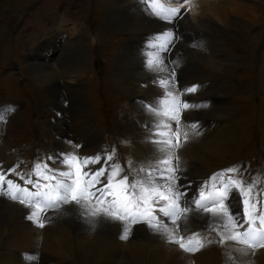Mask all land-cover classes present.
<instances>
[{"label":"rangeland","instance_id":"1","mask_svg":"<svg viewBox=\"0 0 264 264\" xmlns=\"http://www.w3.org/2000/svg\"><path fill=\"white\" fill-rule=\"evenodd\" d=\"M217 1L224 3L228 0ZM164 2L170 7L177 6V3H169L168 0ZM209 2L215 3L216 0H187L183 3L181 12L191 21L190 13L194 5L198 4L205 11ZM234 2L240 5L244 15L236 20L232 16L227 18L230 23L226 27L211 31L207 36L203 35L202 31L197 32V27L190 24L194 21L187 23L185 25L187 32L192 30L190 41L188 33L181 31L180 39L167 54L170 55L174 51L175 55L180 56L183 49L192 45V54L195 53L193 58L194 56L199 59L207 58L208 62L213 64L206 67L208 69L206 71L216 81L214 88L221 87L217 90L219 96H213L230 103L229 106L234 109V113H228V121L232 123L233 129L239 130L236 131L239 136L237 134L236 145L225 150L222 155L207 156L210 159L209 167L217 170L236 167L239 169V176L245 174L246 180L250 179L249 181L255 183L258 189H262L264 181L260 180L258 175H264V87L259 79V66L261 63L264 64V0ZM122 5L123 1L117 3V0H0V108L8 105L17 106L14 109L17 115H13L11 121L4 120L0 115L2 123L0 149L4 152L0 154L2 158L0 162L11 160V168L16 167L18 170L23 164H30L32 167L33 160L43 159L47 149L52 147L51 141L44 134L48 118L46 111L51 107L48 102L53 101L57 104L56 100L48 95V90L59 89L63 96L68 94L71 98H80L79 79L85 82V92L93 113L91 114L93 125L105 141H110V150L116 149V155H124L122 149L129 148L130 139L126 135V126L123 122L127 121L126 118L132 120L130 114L132 111L131 107L130 109L127 107L130 98L122 95L126 94V91L123 87L115 85L112 80V68L118 54L124 52L127 45L133 46L136 43L134 36L140 38L141 34L151 32L152 29L139 34L129 32L126 26L116 22L115 18L120 16L116 15L115 8ZM250 8L255 9L254 15L249 13ZM139 12L149 18L141 9ZM154 19L159 20L155 17ZM206 22L208 27L212 23L216 24L212 18ZM248 28L250 33L248 31L244 35L241 30L245 32ZM196 33H199L200 41L206 39L207 46L199 43L201 47H193ZM68 39H77L75 41L77 44L80 43L83 52L82 67L77 74L70 71L68 61H62L69 45L66 42ZM55 40H58V43ZM146 40L147 38L144 39L146 43L149 42ZM54 46L56 50L51 51ZM39 48L41 60L40 57L36 58V51ZM210 49L214 51L215 57L208 53ZM226 55L231 59L238 58V61L233 60L230 72L227 71L229 63L224 62ZM33 64H38L42 69L47 68L51 74L50 81L39 82L33 77L34 72H31ZM262 73L264 74V71ZM194 74L192 63L191 70L186 73L189 77L186 79V85L192 84ZM225 83L227 86H224ZM209 84L210 81L202 85L201 89L214 86ZM208 90L210 89L203 90L201 96L205 97ZM209 93L213 94L212 89ZM194 100L199 98L189 102L192 104ZM206 101L208 100L202 102ZM67 103L66 101V105ZM76 110H79V105ZM6 114L10 115L9 112H5ZM194 121L205 124L200 130L202 135L224 123L223 120L198 118ZM74 122L78 125L76 119ZM229 146L230 144L226 145V148ZM2 165L4 164L0 163V166ZM185 177L186 181L189 180L188 176ZM50 221L57 224L55 219ZM73 259V264H82L78 257L73 256Z\"/></svg>","mask_w":264,"mask_h":264},{"label":"bare ground","instance_id":"2","mask_svg":"<svg viewBox=\"0 0 264 264\" xmlns=\"http://www.w3.org/2000/svg\"><path fill=\"white\" fill-rule=\"evenodd\" d=\"M120 1H123V5L115 8L116 15L120 16L115 18L116 22L126 26L129 32L139 34L152 29L151 32L141 34L140 38L134 36L133 39L136 43L133 46L127 45L124 52L118 54L114 61L115 65L112 68V80L115 85L123 87L126 91V94L120 93L130 98V104L127 107L129 109L131 107L132 111L130 113L132 120L128 118H126V122L121 120L126 126V135L130 139L129 148L122 149L124 155H116V158L125 164L127 171L129 160L132 161L133 165L139 166V162H146L154 155V145L145 142L147 132L144 125L146 122H151L152 120V117L149 115L148 106L150 104L155 105L157 97L161 95L162 90L152 83L154 74L148 73L145 68V58L151 52H155L156 49H150L148 42L146 43L144 39L147 38L146 41H150L155 34L168 28H176L179 33L181 31L188 33V41H190L192 30L187 32L185 28L187 23L194 21L190 24L193 27H197V32L202 31L203 35L207 36L211 31L226 27L230 23L227 18L232 16L236 20L243 13L240 5L234 2L237 0H230V2L226 0L227 2L224 3L216 0L215 3L209 2L205 11L198 4L194 5V9H191L190 13L191 21L186 15H183V18L175 25H170L162 22L160 19H154L151 11L146 6L147 0H117V3ZM140 9L151 20L141 14L139 12ZM254 12V8L249 9V13L252 15H254ZM209 18L214 19L216 24L212 23L208 27L206 20H209ZM238 20L240 22V19ZM248 22L252 21L249 20ZM190 24L188 25L192 26ZM245 30V32L241 30L244 35L248 31L250 33L249 28ZM196 34L194 44H205L206 39L200 41L199 33ZM75 40L77 39L66 40L69 45H67L62 61H68L70 71L77 74L80 67H82L81 58L83 52L80 43L77 44ZM55 42L58 43V40H55ZM52 50L55 51L56 47L54 46ZM40 52L41 48L37 49L36 58L39 59L40 57L41 60ZM213 52L212 49L208 50L209 54H213ZM193 54L192 45L183 49L180 56L175 55L174 51L170 55L165 54L166 59L180 60V66L177 69V80L180 88L192 85L199 86L195 93L191 95L185 94L184 96L187 101L199 98V100H194L192 104L200 107V109H197L195 106L189 108L184 112L182 119L188 122H192L197 118L223 120L224 123L221 125L219 123L218 126H220L218 128L208 131L207 134L204 133L205 135H202V133L199 136L191 135L189 141L183 144L184 147L178 150L181 167L185 169L182 175L184 177L188 176L189 180L187 181L192 180L193 182L191 191H195L197 186L214 172L222 171L209 167L210 159L207 156L218 157L222 155L225 153V150L236 145L237 134L239 136V133H236L239 130L233 129L232 123L228 121V113H234V109L229 106L230 103L215 97L219 96L217 90L221 87L214 88L216 87V81L206 71V67L213 64L208 62L207 58L199 59L197 56L193 58ZM233 60L235 59H231L229 55L224 60V62L229 63V67L227 68L229 72L232 70ZM235 61H238V58ZM192 63L195 74L192 77V84L186 85V79L189 78L186 73L191 70ZM262 64L259 66V79H261V85L264 87V74L262 73L264 71V64ZM40 68L41 66L38 64L31 65V72H34L32 76L37 78L39 82L44 81L47 83L51 78V74L47 68ZM79 81L80 98H71L68 94L67 96H63L59 89L48 90V95L56 100L57 104L53 103V101L48 102V105L51 107L49 111H46L48 118L44 134L51 141L52 147L50 146L47 149V153L45 152L41 161H44L47 156L53 153L75 150L73 145L68 143L69 141L83 146L79 150L81 155H91L105 149L110 150V141H105L101 133L93 125V117L91 115L93 113L85 92V82L81 79ZM209 81V85L214 86L201 89L202 85H206ZM226 83L224 86H227ZM205 89H212L213 94L210 95V90H208L207 95L202 97L201 93ZM184 96L182 97L183 99ZM204 100L208 101L202 102ZM66 101L68 102L67 105ZM195 102L197 103L195 104ZM78 105L79 110L77 111ZM8 107L9 105L5 108H0V115L3 116L4 120L9 119L11 121L13 115H17L14 113V109L17 106L13 107L12 105L13 110L8 111L10 115H5L3 110ZM202 108L204 110H201ZM191 111L193 112V118L190 116ZM75 119L78 121V125L75 124ZM67 122L70 125H67ZM199 125L200 131L205 124L199 122ZM1 130L2 123H0ZM229 144L230 146L226 148V145ZM3 153L0 149V154ZM1 160L2 158L0 157ZM0 163L4 164L0 166V170H3L5 173L12 166L11 160H4ZM21 168L19 167L18 170L12 172L9 178L13 176L15 179L23 181L18 177L19 172L23 171L27 174L29 170H25L24 168L31 169L32 167H30V164H23ZM244 176L246 175L242 173L240 178L250 182V179L246 180ZM262 179L264 181V177ZM187 181L181 182L186 183ZM262 187L261 195L264 197V185ZM232 207L234 211L240 209L238 198L232 200ZM30 212V208L21 205L18 201H11L8 197L0 195V264H73V260H75L73 256L78 257L82 264H264V249H257L254 252L243 255L238 250V246L231 242L220 245L218 243L219 237L216 233L207 230L211 222L210 216L193 213L198 218L194 219L190 225L191 231L200 233L201 237L211 239L213 243L208 244L205 241V246L202 249L191 254L182 251L178 245L169 243L166 237L151 233L142 225L135 226L129 238L122 240L120 238L122 225L119 222H111L101 218L96 222V226L93 227L92 224L85 222L78 211H72L67 214L50 212L47 214L49 219L45 221V226L39 228L34 219L28 218ZM51 218L55 219L57 224L50 221L52 220Z\"/></svg>","mask_w":264,"mask_h":264},{"label":"snow or ice","instance_id":"3","mask_svg":"<svg viewBox=\"0 0 264 264\" xmlns=\"http://www.w3.org/2000/svg\"><path fill=\"white\" fill-rule=\"evenodd\" d=\"M168 2L177 6L170 7L164 0H147L146 6L155 18L175 25L183 18L181 7L187 0ZM178 39V29L168 28L148 42V47L156 51L145 58V68L154 74L152 83L162 90L155 105L148 106L152 120L144 125L145 142L154 145L153 156L139 162V166L129 160L126 171L116 158V149L81 155L83 146L69 141L75 150L53 153L44 161H36L27 174L19 172L24 186L9 178L15 167L7 174L0 170V195L30 208L28 218L40 228L45 226L50 212L78 211L93 227L101 218L119 222L122 240L129 238L135 226L142 225L182 251L194 253L205 246V241L213 243L191 231L190 225L198 218L193 215L196 213L211 217L207 230L216 233L220 245L231 242L243 255L264 249V197L255 183L240 178L239 169L214 172L195 191H191L192 181L181 182L187 178L182 175L185 169L178 150L191 135L201 133L198 121L182 119L183 113L194 107L182 97L195 93L199 86L180 88V60L165 58ZM12 110L9 106L3 111ZM236 198L240 209L234 211L232 200Z\"/></svg>","mask_w":264,"mask_h":264}]
</instances>
